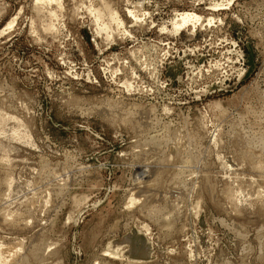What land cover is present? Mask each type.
I'll list each match as a JSON object with an SVG mask.
<instances>
[{"label": "rangeland", "instance_id": "obj_1", "mask_svg": "<svg viewBox=\"0 0 264 264\" xmlns=\"http://www.w3.org/2000/svg\"><path fill=\"white\" fill-rule=\"evenodd\" d=\"M43 1L0 0L1 255L264 264V0Z\"/></svg>", "mask_w": 264, "mask_h": 264}, {"label": "bare ground", "instance_id": "obj_2", "mask_svg": "<svg viewBox=\"0 0 264 264\" xmlns=\"http://www.w3.org/2000/svg\"><path fill=\"white\" fill-rule=\"evenodd\" d=\"M45 1V0H44ZM43 1V2H44ZM50 1H53L54 2V0H50ZM41 2V1H40ZM39 2V0H38V2L36 3V4H38V3H40ZM49 3V2H48ZM51 3V2H50ZM39 6V5H38ZM40 8V7H39ZM39 10V9H38ZM113 12V11H112ZM111 12V13H112ZM115 12V11H114ZM129 12L131 13V14H134L135 15V12L134 11H132V10H129ZM116 13V12H115ZM114 14V13H113ZM194 18H197L194 14H193V12H186V13H183V14H181V16L177 19V22H179L180 24V26L181 25H186L187 23H189V22H191V21H193L192 19H194ZM135 19H136V17H135ZM138 19V18H137ZM136 19V20H137ZM119 21V20H118ZM117 21V22H118ZM140 21V20H139ZM121 22V21H120ZM103 25V24H102ZM107 25V24H106ZM105 24L103 25V27L102 26H100L99 28L100 29H104L105 30V27L104 26H106ZM99 26V25H98ZM102 27V28H101ZM108 28V27H107ZM155 138V137H154ZM153 140V139H152ZM149 163V162H148ZM136 200V199H135ZM135 200H134V202L133 203H135ZM139 200V199H138ZM132 202H131V204H133ZM130 204V205H131ZM20 227H22L21 225H20ZM7 245V244H6ZM3 247V246H2ZM11 253V252H10ZM2 254V251H0V264H9L8 262H9V256H2L1 255ZM9 254V253H8ZM4 255V254H3ZM16 255V254H15ZM13 256V255H12ZM11 264H13V263H11ZM18 264V263H17Z\"/></svg>", "mask_w": 264, "mask_h": 264}]
</instances>
